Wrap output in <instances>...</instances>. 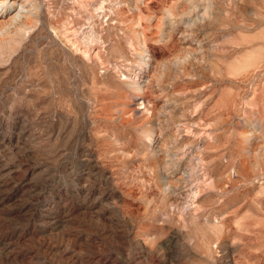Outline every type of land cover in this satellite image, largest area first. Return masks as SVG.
Masks as SVG:
<instances>
[{
  "label": "rangeland",
  "instance_id": "374dc122",
  "mask_svg": "<svg viewBox=\"0 0 264 264\" xmlns=\"http://www.w3.org/2000/svg\"><path fill=\"white\" fill-rule=\"evenodd\" d=\"M99 1L0 53V264H264V0Z\"/></svg>",
  "mask_w": 264,
  "mask_h": 264
},
{
  "label": "bare ground",
  "instance_id": "6f19581e",
  "mask_svg": "<svg viewBox=\"0 0 264 264\" xmlns=\"http://www.w3.org/2000/svg\"><path fill=\"white\" fill-rule=\"evenodd\" d=\"M80 1V0H79ZM102 1V0H101ZM99 1V2H101ZM76 2V1H75ZM103 2L99 3L97 6L101 9V7H103ZM78 3V2H77ZM80 3V2H79ZM83 3V2H82ZM93 4H96L98 2L93 1ZM76 4V3H75ZM87 5V4H85ZM77 6V4H76ZM80 6V5H79ZM96 6V5H95ZM82 7V6H81ZM86 7V6H83ZM97 7V8H98ZM87 8V7H86ZM96 8V7H94ZM104 9V8H103ZM82 10V8H81ZM99 10V9H98ZM38 7L34 4H29V0H0V53L2 54V50L6 49L7 51H9L11 49L10 45H6L7 43H5V40H7V38H11L13 39L16 43H18V41L20 39H22L24 37V35L29 31L28 28H34L35 26H37V20L39 18V12H38ZM83 11V10H82ZM88 12V10H87ZM41 14V13H40ZM87 14V13H86ZM98 14V12H97ZM41 16V15H40ZM90 16V15H89ZM88 16V17H89ZM61 18V17H60ZM39 21V20H38ZM41 22V21H39ZM39 24V23H38ZM55 24V23H54ZM52 25V24H51ZM56 26V25H55ZM77 27V26H76ZM52 28V27H50ZM71 28V27H70ZM79 29V28H78ZM35 30V29H34ZM51 30V29H50ZM57 30V27H56ZM90 31L92 29H89ZM61 31V30H60ZM67 31V30H66ZM78 31V30H77ZM82 32V30H80ZM85 31V29H84ZM89 31V32H90ZM95 31V30H93ZM54 31H51V33ZM59 32V31H58ZM65 32V31H63ZM86 32V31H85ZM96 32V31H95ZM94 32V34L96 35V33ZM75 33V32H74ZM84 33V32H83ZM67 34V33H66ZM78 35H80V32L77 33ZM30 35V34H29ZM54 35V34H53ZM57 35V34H55ZM63 35V34H62ZM65 35V34H64ZM68 35V34H67ZM71 35V34H69ZM91 35V34H89ZM87 34L86 35H81L82 38V42H83V49L81 50L84 57L86 55H88L90 57L91 53H92V57L93 59L96 58L98 60L99 58V48L96 45V41L94 40V36H89ZM60 36V35H59ZM58 36V37H59ZM98 37V35H97ZM65 38V37H64ZM68 38V37H67ZM66 38V40H67ZM99 38V37H98ZM97 38V39H98ZM80 39V38H79ZM96 39V38H95ZM25 40V39H24ZM72 40V39H71ZM81 40V39H80ZM68 41V40H67ZM73 41V40H72ZM78 41V39H77ZM102 41V39H101ZM69 42V41H68ZM67 42V43H68ZM66 43V42H65ZM70 43V42H69ZM72 43V42H71ZM98 44V43H97ZM69 45V44H68ZM72 45V44H71ZM74 45V44H73ZM72 45V46H73ZM80 45V44H78ZM76 46V45H75ZM74 46V47H75ZM97 47L94 50V47ZM100 46V45H99ZM69 49V48H68ZM73 49V48H72ZM76 49V48H75ZM74 49V50H75ZM101 51V50H100ZM76 52V51H75ZM13 55V54H12ZM82 55V56H83ZM85 59V58H84ZM100 59V58H99ZM88 60V59H87ZM95 60V59H94ZM86 61V60H85ZM99 61V60H98ZM87 62V61H86ZM69 63V62H68ZM73 63V62H72ZM73 65V64H72ZM157 72V71H156ZM160 75V74H159ZM149 80V79H148ZM150 82V81H149ZM135 84H137V82H135ZM139 83H138V87H139ZM163 107V106H162ZM162 113H164V107L161 110ZM189 127L187 124L183 125L182 123L177 124L175 130H179L180 128L185 129ZM175 134V132H174ZM181 156H185L187 155V150H182L181 151ZM199 160H201V158H199ZM155 161V160H154ZM162 163V162H161ZM157 164V163H156ZM155 164V167H156ZM160 164V163H159ZM162 167H164L162 165ZM161 167V168H162ZM157 169V167H156ZM166 171V170H165ZM164 172V171H163ZM162 171H160L159 169L156 170V177H157V183L159 184V186L161 187V189H165L166 191H169L170 194L174 192V188L175 185H172L169 183V181L165 182L164 181V177H166L165 173H163ZM165 174V175H164ZM189 177L191 180L195 181L194 179L195 177V173L191 172L188 173ZM187 173L185 174V172L182 173V175L178 176L177 179L178 180H184V177L188 176ZM187 177V178H189ZM208 177H204V179L200 182H204ZM213 181V179H209L208 181H206V183H211ZM214 182V181H213ZM205 183V182H204ZM192 184V183H191ZM159 187V188H160ZM198 183L196 182V184H194L192 187H190L189 189H187L186 194H184V192H179L177 194H175L172 198L173 200V206L176 208L175 210H178L180 212L181 215V221H186V220H190V221H200L201 219L203 220V222H205V224H209L211 223L212 218L209 217H202L200 216L199 212L197 211L198 208V201H197V196L200 193L198 188ZM164 190V191H165ZM162 191V190H161ZM168 194V193H167ZM173 209V208H172ZM219 214V213H217ZM214 216V213H213ZM211 217V216H210ZM214 217H217V215H215ZM215 219V218H214ZM189 221V224H190ZM216 221V220H215ZM214 222V221H213ZM192 223V222H191Z\"/></svg>",
  "mask_w": 264,
  "mask_h": 264
}]
</instances>
